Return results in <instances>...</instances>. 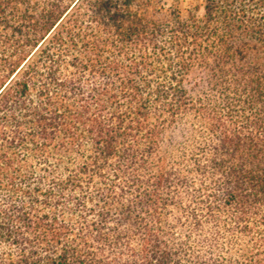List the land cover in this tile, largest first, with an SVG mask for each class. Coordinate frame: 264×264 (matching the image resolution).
<instances>
[{"label": "trees", "instance_id": "trees-1", "mask_svg": "<svg viewBox=\"0 0 264 264\" xmlns=\"http://www.w3.org/2000/svg\"><path fill=\"white\" fill-rule=\"evenodd\" d=\"M0 0V264H264V0Z\"/></svg>", "mask_w": 264, "mask_h": 264}, {"label": "rangeland", "instance_id": "rangeland-1", "mask_svg": "<svg viewBox=\"0 0 264 264\" xmlns=\"http://www.w3.org/2000/svg\"><path fill=\"white\" fill-rule=\"evenodd\" d=\"M163 3L166 5V6H169L170 3H171V0H162ZM182 2V5L184 7V9H190V8H193L195 5L197 6H200V11H199V15H201L202 13V6L204 5L205 3V0H181Z\"/></svg>", "mask_w": 264, "mask_h": 264}]
</instances>
